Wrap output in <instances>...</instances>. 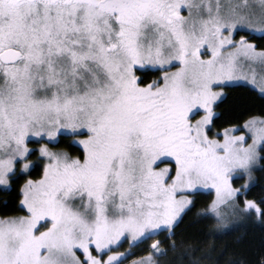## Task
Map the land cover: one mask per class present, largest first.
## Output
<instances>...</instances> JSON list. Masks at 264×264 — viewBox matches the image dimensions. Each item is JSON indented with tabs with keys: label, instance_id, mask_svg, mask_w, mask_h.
<instances>
[{
	"label": "snow or ice",
	"instance_id": "1",
	"mask_svg": "<svg viewBox=\"0 0 264 264\" xmlns=\"http://www.w3.org/2000/svg\"><path fill=\"white\" fill-rule=\"evenodd\" d=\"M256 39L264 0H0V188L24 179L0 264H159L178 247L202 264L176 229L205 194L194 223H264L248 198L264 119L213 132L223 88L264 94Z\"/></svg>",
	"mask_w": 264,
	"mask_h": 264
},
{
	"label": "trees",
	"instance_id": "2",
	"mask_svg": "<svg viewBox=\"0 0 264 264\" xmlns=\"http://www.w3.org/2000/svg\"><path fill=\"white\" fill-rule=\"evenodd\" d=\"M253 42L258 46L264 45V40L256 39ZM154 78L153 74L146 77L147 80ZM223 89L224 96L215 107L213 132H223L227 127L239 128L252 117L264 118V96L247 86H227ZM54 150L69 151L74 156L80 152L77 147L69 148L67 143L60 144ZM40 175V171L37 170L26 178L39 179ZM239 182L237 181L235 186H238ZM23 183L24 179H20L8 191L0 188V216L24 215L19 206V188ZM208 198L206 194L198 197L197 208L176 229L178 244L186 241L192 247H199L201 251L196 253V256L208 257L202 264H258L259 259L264 256V223L255 218H247L231 228L219 231L214 230V223H194L195 213L203 207ZM248 198L255 200L264 198V161L259 163V168L255 172ZM167 235L165 233L158 239L165 240ZM164 247L167 248L168 245L165 244ZM185 251V247H178L176 251L169 248L167 255L163 256L165 264H189L192 257L184 256ZM136 253V256L147 254L143 249H137Z\"/></svg>",
	"mask_w": 264,
	"mask_h": 264
},
{
	"label": "rangeland",
	"instance_id": "3",
	"mask_svg": "<svg viewBox=\"0 0 264 264\" xmlns=\"http://www.w3.org/2000/svg\"><path fill=\"white\" fill-rule=\"evenodd\" d=\"M239 71H241L243 74H247V75H251V72L249 71V68L247 67V66H243ZM256 72H257V78L259 79V73H260V69L259 68H257L256 69ZM237 85H241V86H247V87H249V88H251V89H253V90H255L256 92H258L260 95H262V96H264V94H261V92H260V90H259V88L257 87V86H255V85H252L251 83H248V82H245V81H234V82H232L229 86H237ZM222 91L224 92V89H222ZM218 103V102H217ZM214 111H215V108H214ZM260 118V117H259ZM261 119H264V118H261ZM243 126V125H242ZM242 126H240V127H242ZM239 127V128H240ZM215 133V132H214ZM222 133V132H221ZM237 135H239V134H244V133H241V132H237L236 133ZM251 141H249V143H250ZM163 166V165H162ZM259 168V164H257V166H256V168L254 169V171H253V173H252V176H253V180H252V182H251V185L253 184V182H254V179H255V172H256V170ZM238 181H240L239 182V184H238V186L237 187H239L240 186V184H242V183H244L245 181L244 180H238ZM250 185V186H251ZM2 189V188H1ZM247 218H233L231 221H230V223H229V227L228 228H231L233 225H235V224H237V223H239L240 221H242V220H246ZM127 249V244H124V246L120 249V251H125ZM147 254H145V255H142V256H146ZM139 257H141V256H136V257H132L131 259H138ZM166 263V260L164 259V257L163 256H161V257H159V264H165ZM129 264H130V261H129Z\"/></svg>",
	"mask_w": 264,
	"mask_h": 264
}]
</instances>
